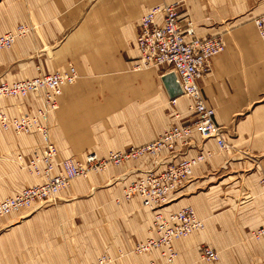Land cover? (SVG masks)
Returning <instances> with one entry per match:
<instances>
[{"label":"crops","instance_id":"0c3cea01","mask_svg":"<svg viewBox=\"0 0 264 264\" xmlns=\"http://www.w3.org/2000/svg\"><path fill=\"white\" fill-rule=\"evenodd\" d=\"M173 2L184 26L192 21L198 36H223L227 43L201 86L216 123L235 146L224 152L215 140L193 135L187 157L197 155V146L213 155L162 213L192 207L205 227L174 242L177 263L264 264V236L251 237L264 226V38L253 21L264 13V0H0V36L20 24L30 28L11 50L0 52V80L76 68L77 82L64 88L59 109L49 116L50 140L61 159L84 162L90 153L107 158L153 143L190 118L189 99L180 96L171 105L164 70L137 69L142 16L156 4ZM43 94L0 100V109L14 116L35 111ZM43 145L38 133H0V199L42 183L18 156L29 157ZM181 158L179 152L166 163ZM154 166L151 157L111 166L72 182L47 206L0 217V264H91L103 255L111 264L164 263L158 251L133 252L153 237L152 211L139 198L120 200ZM203 245L220 260L202 261Z\"/></svg>","mask_w":264,"mask_h":264},{"label":"built area","instance_id":"2783aa9c","mask_svg":"<svg viewBox=\"0 0 264 264\" xmlns=\"http://www.w3.org/2000/svg\"><path fill=\"white\" fill-rule=\"evenodd\" d=\"M178 7V2L156 4L142 16L138 26L140 64L137 69L158 68L164 70V75L173 72L180 84L182 96L191 101L189 120L168 129L153 143L112 152L107 158L90 153L84 162L61 159L59 150L50 140L49 116L59 109V99L64 88L77 82L79 76L76 68L71 66L66 71L39 74L15 82L0 80V100L25 99L31 94L44 92L41 97L42 106L35 111L14 116L0 109V133H38L44 142L29 157L18 156L20 166L25 165L29 173L39 177L42 183L24 189L13 197L0 199V217L29 210L37 205L47 206L67 190L72 182L87 178L91 173L100 174L108 171L111 166L151 157L155 163L154 168L145 171L125 188L120 198L121 201L139 198L143 207L153 213V237L136 244L133 252L146 255L158 251L164 263L151 261L150 264H178L174 242L188 238L205 227L204 221L198 218L192 207L167 216L162 213L180 189L193 179L195 169L213 155L197 146V155L187 157V151L195 145L193 135L198 134L202 140H215L221 151L229 153L235 150V146L226 138L224 127L216 123L215 110L207 105L201 86V81L211 72L212 60L226 51L227 43L223 36H198L192 21H187L184 26ZM253 21L260 36L264 38V13L256 16ZM29 33L30 28L20 24L15 31L0 36V52L11 50L17 41ZM188 37L190 41H187ZM177 100L171 99V105L175 106ZM179 152L182 158L176 164L166 163V160L176 157ZM161 166L164 169L161 170ZM261 185L264 197V179H261ZM263 236L264 226L251 234L255 240ZM199 256L207 263L220 260L219 253L207 245L201 247ZM111 263V258L103 255L91 264Z\"/></svg>","mask_w":264,"mask_h":264},{"label":"water","instance_id":"95a60500","mask_svg":"<svg viewBox=\"0 0 264 264\" xmlns=\"http://www.w3.org/2000/svg\"><path fill=\"white\" fill-rule=\"evenodd\" d=\"M163 83L172 99L182 96L180 84L173 72L167 73L163 77Z\"/></svg>","mask_w":264,"mask_h":264},{"label":"rangeland","instance_id":"374dc122","mask_svg":"<svg viewBox=\"0 0 264 264\" xmlns=\"http://www.w3.org/2000/svg\"><path fill=\"white\" fill-rule=\"evenodd\" d=\"M107 172V171H106ZM104 173V172H103ZM95 175L96 173H91V174H89L88 176H91V175ZM101 174V173H100ZM82 180H83V178H81ZM81 179H78V180H81ZM123 194V193H122ZM122 196V195H121Z\"/></svg>","mask_w":264,"mask_h":264}]
</instances>
